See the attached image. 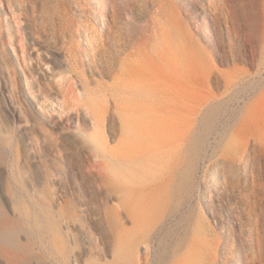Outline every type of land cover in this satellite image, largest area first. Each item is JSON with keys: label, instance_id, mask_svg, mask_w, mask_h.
Masks as SVG:
<instances>
[{"label": "rangeland", "instance_id": "1", "mask_svg": "<svg viewBox=\"0 0 264 264\" xmlns=\"http://www.w3.org/2000/svg\"><path fill=\"white\" fill-rule=\"evenodd\" d=\"M96 1L0 0V264H264V0Z\"/></svg>", "mask_w": 264, "mask_h": 264}, {"label": "bare ground", "instance_id": "2", "mask_svg": "<svg viewBox=\"0 0 264 264\" xmlns=\"http://www.w3.org/2000/svg\"><path fill=\"white\" fill-rule=\"evenodd\" d=\"M96 3H100L101 4V0H97L96 1ZM112 11V10H111ZM115 14V13H114ZM112 15V14H111ZM113 18H115V17H113ZM116 20H118V19H116ZM109 20H107V22H108ZM123 22V21H122ZM102 23V22H101ZM116 23V22H115ZM109 24V27L108 28H110V23H108ZM117 24H118V22H117ZM124 24V23H123ZM111 25H112V23H111ZM115 26H116V24H114ZM122 25V24H121ZM124 25H126V24H124ZM103 26V25H102ZM120 26V25H119ZM104 27V26H103ZM114 28V27H113ZM116 28H117V26H116ZM121 28H122V26H121ZM107 30V29H106ZM114 30V29H113ZM112 30V31H113ZM122 30H124V29H122ZM126 30V29H125ZM108 31H109V29H108ZM121 31V30H120ZM125 32H127V31H125ZM108 33H110V31L108 32ZM112 33V32H111ZM113 34H114V32H113ZM112 34V35H113ZM120 34V33H119ZM128 34V33H127ZM109 35V34H108ZM107 35V36H108ZM111 35V36H112ZM105 36H106V34H105ZM120 36V35H119ZM124 36H125V34H124ZM128 38H129V36L128 35H126ZM127 37H125V38H127ZM107 38V37H106ZM109 38V37H108ZM86 39V38H85ZM110 40V39H109ZM89 41V40H88ZM87 41V42H88ZM116 41V40H115ZM118 41V40H117ZM127 41V40H126ZM131 41V40H130ZM129 41V42H130ZM85 42V41H84ZM119 42V41H118ZM122 42H124V41H122ZM128 42V43H129ZM85 44H86V42H85ZM122 44V43H121ZM111 46V45H110ZM115 47V46H114ZM119 47V46H118ZM121 47V46H120ZM126 47V46H125ZM117 48V47H116ZM107 49H109V48H107ZM115 49V48H114ZM120 49V48H119ZM124 49H126V48H124ZM104 50V49H103ZM106 50V49H105ZM110 50V49H109ZM113 51V50H112ZM115 51V50H114ZM124 51V50H123ZM122 51V52H123ZM127 51V50H126ZM100 52V51H99ZM112 53V52H111ZM117 54V53H116ZM115 54V55H116ZM102 55V54H101ZM104 55V54H103ZM107 55V54H106ZM119 55V54H118ZM106 59V58H105ZM108 60V59H107ZM116 60V59H115ZM104 61V60H103ZM113 61V60H112ZM101 62V61H100ZM106 62V61H105ZM107 62H109V60L107 61ZM106 62V63H107ZM116 62V61H115ZM103 63V62H102ZM110 64V63H109ZM111 65V64H110ZM106 66H109V65H106ZM96 67V66H95ZM111 67V66H110ZM109 67V68H110ZM115 67V66H114ZM96 69H97V67H96ZM107 70V69H106ZM112 69L110 68V70L109 71H111ZM108 71V70H107ZM106 72V71H105ZM109 73V72H108ZM113 73H115V72H113ZM136 74H137V72H136V69L133 67V66H128V67H126V66H124V65H121L120 67H119V69H118V71H117V77H118V79H120V80H122V81H128V80H130V79H133L134 78V76H136ZM111 77V76H110ZM166 83L168 84V85H170V86H182V85H185L186 83H192V84H195L196 83V81L193 79V78H189L188 80H186V79H181V78H168L167 80H166ZM194 86H196V85H194ZM169 94V93H168ZM113 118H114V116H113ZM113 120V119H112ZM114 120H115V118H114ZM113 120V121H114ZM224 163V162H223ZM230 165V164H229ZM231 168H233V166H230ZM229 170V169H228ZM230 171H231V169H230ZM229 171V172H230ZM232 173V172H231ZM224 176H225V173L223 174ZM228 175V174H227ZM231 175V174H230ZM233 177V176H232ZM225 178H227V177H225ZM14 230L13 229H4V228H1L0 229V238L2 239V240H7V241H10V240H13L14 239Z\"/></svg>", "mask_w": 264, "mask_h": 264}]
</instances>
